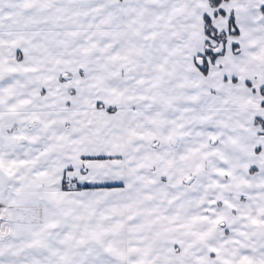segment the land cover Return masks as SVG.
<instances>
[{
  "label": "snow or ice",
  "instance_id": "6c2138e0",
  "mask_svg": "<svg viewBox=\"0 0 264 264\" xmlns=\"http://www.w3.org/2000/svg\"><path fill=\"white\" fill-rule=\"evenodd\" d=\"M0 264H264V0H0Z\"/></svg>",
  "mask_w": 264,
  "mask_h": 264
}]
</instances>
